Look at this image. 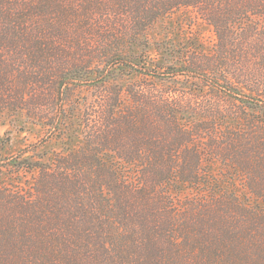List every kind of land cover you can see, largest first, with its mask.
<instances>
[{
	"label": "trees",
	"instance_id": "trees-1",
	"mask_svg": "<svg viewBox=\"0 0 264 264\" xmlns=\"http://www.w3.org/2000/svg\"><path fill=\"white\" fill-rule=\"evenodd\" d=\"M2 112L0 264H264V0H0Z\"/></svg>",
	"mask_w": 264,
	"mask_h": 264
},
{
	"label": "rangeland",
	"instance_id": "rangeland-1",
	"mask_svg": "<svg viewBox=\"0 0 264 264\" xmlns=\"http://www.w3.org/2000/svg\"><path fill=\"white\" fill-rule=\"evenodd\" d=\"M202 32L208 41L214 39L210 28L203 27ZM41 136L42 131L33 128L23 116L9 112L0 113V157L17 154L27 144L34 143ZM48 142L43 149H61L54 140Z\"/></svg>",
	"mask_w": 264,
	"mask_h": 264
}]
</instances>
